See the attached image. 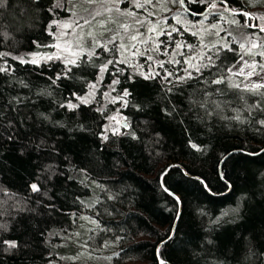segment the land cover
Listing matches in <instances>:
<instances>
[{
	"label": "trees",
	"instance_id": "obj_1",
	"mask_svg": "<svg viewBox=\"0 0 264 264\" xmlns=\"http://www.w3.org/2000/svg\"><path fill=\"white\" fill-rule=\"evenodd\" d=\"M102 1L59 0L63 7L54 14L47 9L58 0H41L39 10L30 0H8L0 9V53H8L0 56V67L8 68L0 72V224L5 225L0 241L20 245L0 251V264H264V126L259 123L264 87L246 86L243 75L233 70L241 41L254 28L245 23L250 18L232 11L250 12L260 1L153 0L166 11L165 20L155 51L140 71L119 58L113 45L107 46L112 51L96 46L80 52L72 78L55 83L65 67L62 59L39 64L13 59L53 48L59 22L89 20L103 12L102 6L93 9ZM212 2L221 9H206ZM138 5L150 8L143 0H119L120 11L113 13L132 12L138 18L134 30L143 35L154 15L139 14ZM176 8L189 20L207 15L216 21L221 13L237 23L228 28L226 43L205 42L173 20ZM128 18L123 21L135 22ZM53 20L57 23L48 28ZM207 55L215 66L202 69V78L193 71L196 79L175 80L186 75L185 60L199 66L207 63L202 59ZM109 60L123 63L108 65L101 78L99 69ZM149 70L160 76L144 80L142 73ZM168 71L174 74L172 84L164 79ZM221 77L222 84L208 83ZM117 78L121 83L112 91ZM97 79L89 103L71 96L86 95L88 83ZM21 80L29 87L22 88ZM125 88L131 92L128 107L101 98L104 89L117 97ZM16 95L32 100L17 105ZM69 100L80 107L69 110ZM165 108L172 115H165ZM113 111L129 127L120 124L121 134L109 131L104 141L107 115ZM41 141L37 150L34 145ZM197 177L214 194L206 193ZM33 183L40 193L32 192ZM237 208L239 213L233 212ZM216 217H221L219 224L212 223Z\"/></svg>",
	"mask_w": 264,
	"mask_h": 264
},
{
	"label": "rangeland",
	"instance_id": "obj_2",
	"mask_svg": "<svg viewBox=\"0 0 264 264\" xmlns=\"http://www.w3.org/2000/svg\"><path fill=\"white\" fill-rule=\"evenodd\" d=\"M143 1L147 4L149 3L150 8L143 6L141 10H138L139 14L149 11L148 13H153L154 15L146 21L143 35L134 30L136 29V21H138V18L134 14H130L132 12H123L124 17L113 13V11H120L119 0H103L101 5H95L97 7L93 8L98 9L102 6L101 9H103V12L95 14L89 20L77 21L76 18L59 22L54 35L53 48L36 51L31 54L25 52L17 55L25 59L36 58L38 60H45V56L55 54L60 57L75 59L80 52L92 50L97 44L111 46L112 44H109L108 41L115 37V47L119 58L129 63L135 70L140 71L139 66L141 63L147 62L148 58L155 51L157 46L156 36L162 27V22L165 20L162 14L166 13V11L156 7V4H153V0H150V2L149 0ZM162 1L167 2V0ZM249 1L253 2L256 0ZM257 1H260L259 5L257 7H250L249 11L254 16V25L264 28V3L262 2L263 0ZM86 7L81 6L79 10H84ZM153 8L157 9V13H154ZM220 9L219 4H213L210 10L218 11ZM171 11L175 12L172 16L173 20L181 23L185 28L196 32L203 41L210 43H226L228 28L237 23L234 18L221 13L219 14L218 20L208 21L207 15L199 19L189 20L182 15L181 11L177 13V8ZM126 16H129L128 21L135 22L125 23L123 20L126 19ZM251 22L252 19H249L245 23L250 26ZM261 32H258L254 28L244 35V39L240 44L243 45L241 47V57L233 67L236 73L243 75L246 86L264 85V31ZM132 36H136L137 39L132 40ZM253 44L257 45V47H252ZM140 57H143V59L140 60ZM241 69H243V72H241ZM248 73L252 74L248 75ZM89 92H91V96H87L86 98L90 101L95 98L96 88L89 89ZM101 98L105 101L109 100L113 102L114 97L110 95L108 90L104 89L101 92ZM111 117H115V120H111ZM122 121H124V118L118 112L113 111L107 115L105 126L120 128Z\"/></svg>",
	"mask_w": 264,
	"mask_h": 264
},
{
	"label": "snow or ice",
	"instance_id": "obj_3",
	"mask_svg": "<svg viewBox=\"0 0 264 264\" xmlns=\"http://www.w3.org/2000/svg\"><path fill=\"white\" fill-rule=\"evenodd\" d=\"M149 2H150V0H149ZM183 2H184V0H181V3H183ZM7 5H8V0H0V9L5 8ZM30 5L34 6L35 9H37V10H39L40 8L43 7V5L41 3V0H30ZM138 6L139 7H143V5H138ZM61 7H63V5L61 3H59V0H58V2L56 4H53L51 7H49L47 9V12L51 13V14H54L56 9L57 8H61ZM56 23H57V21L53 20L51 23L48 24V28H51ZM261 31H264V28H262ZM167 35H168L169 39L171 40L172 39V34L171 33H167ZM115 39L116 38L113 37L111 40L108 41V43L112 44L113 47H115ZM136 39H137L136 36H132V40H136ZM160 43H161V45H163L164 41H161ZM37 47H46V46L38 44ZM97 47L104 48L105 51H112V49H109L107 47V45H105V44H97ZM180 47H182L181 44H179V43L176 44V48L177 49H179ZM188 47H191V45H188ZM241 47H243V45H241ZM252 47H257V45L253 44ZM213 48H216V45H213ZM227 50L231 51V49H227ZM7 55H8V53H0V56H7ZM37 55H39V54H37ZM180 55H184V53H180ZM217 55H218V53H217ZM13 59H18L21 64H39V60L36 59V58L28 60V59H25L23 57H13ZM44 59L45 60L62 59L63 62H64L65 67L61 70V72L57 73V75L55 77V80H53V83H55L56 81L61 80V79H71L72 78L69 74L72 72V67L77 64V61L75 59H72L70 57H60V56H57L55 54L47 55V56L44 57ZM89 59H91V55L89 56ZM149 59H151V57H149ZM202 59H206L207 63H201L199 66H194L190 62V59L185 60V63L188 65V67L184 69V72L186 73V75L175 76V80L180 82V83H183V82H185L187 80L196 79V77L193 75V71H195L196 73H199L200 77L202 78L203 77L202 69H211L212 67L215 66L214 63H213V56L212 55H207L206 57H202ZM114 63H123V61H121V60H116V61L109 60L107 62V64L102 65L100 67V69H99L101 78H102L103 73L108 70V65H111V64H114ZM174 63L179 64L180 61H174ZM159 66L161 68H163L164 64L161 62L159 64ZM190 69H192V70H190ZM119 71L122 73L123 70L121 69ZM229 71H231V69H229ZM0 72L7 73L8 72V68L0 67ZM241 72H243V69H241ZM251 74L252 73H248V75H251ZM142 75H143V79L144 80H152V79H156L157 77H159L160 73L159 72H154L152 70H149L148 72L142 73ZM173 76H174V74L171 71H168L166 73V75L164 76V79L169 84H172V80L169 79V78L173 77ZM129 79H131V78H129ZM224 82H225V80H224L223 77L208 81V83L216 84V85L222 84ZM97 83H99V79H97V81L95 83H88V88L89 89H95ZM120 83H121V81H120L119 78L114 79L112 81V85H110V87H112V91H116L115 87H113V86L117 85V84H120ZM19 84H20V86L22 88H28L29 87V85L27 83H25L23 80L19 81ZM236 87H239V86L237 85ZM260 87H264V85H253V89L260 88ZM171 91H172V88L171 87L168 88V92H171ZM41 94H43V93H41ZM105 95H107V93H105ZM130 95H131V92L129 91V89L125 88L123 90V94L119 95L117 97H114L113 101L119 100V101L122 102V106L123 107H128L129 106V101H128L127 97H129ZM71 96H73L77 100H79L81 102V104H87V103H89V100L86 97L87 96H91V92L87 93L86 96H80L76 92H71ZM31 100H32L31 97H21L19 95H16V96L13 97V101H15V103L17 105H19L21 103H25L26 101H31ZM32 102L35 103V101H32ZM11 103H12V101H9V104H11ZM66 106H67V108L69 110H74V109H77L78 107H80V105L73 103L71 100L68 101ZM132 106L136 107L138 111L141 110V107H142V106H139V105H132ZM60 107H65V105L61 104ZM257 107H259V104H257ZM164 112H165V115H172V112L169 111L167 108L164 109ZM41 115H43V114H41ZM44 118L47 119V117H44ZM110 119L111 120H115V117H111ZM236 119H239V116H237ZM259 123L262 126H264V120H260ZM121 127H124V128H128L129 127L126 118L124 120V123L121 124ZM82 128H83V126H82ZM109 131H111L112 135H120L121 134L119 127L112 128V127L106 125L105 126V132H104V134H102V140L107 141L109 139V136L107 134ZM125 134L126 135H132V137L134 139L136 138L134 133H125ZM12 138L13 137L11 135L8 136L9 140H11ZM43 143L44 142L41 141L39 144L34 145V147L37 150H39ZM189 146L191 148L197 150V151L200 150L199 146L197 144H195V143H191L190 142ZM22 151H23V149H22ZM49 179H51V177H49ZM196 179L201 184V186L206 191V193L214 194V193H212L211 186L206 182L205 179H203L201 177H197ZM221 179H224L222 174H221ZM30 187H31L32 192H35V193H40L41 192V188H40V186L37 183L31 184ZM165 191H168V189L165 188ZM170 194L174 195V193H170ZM176 199L178 200L179 198L177 197ZM46 207H49V209L51 210L52 208H54V205H46ZM233 212L239 213V208L233 209ZM222 215H227V214L225 213V214H222ZM220 222H221V217H216L212 221V223H214V224H219ZM2 228H5V225L0 224V229H2ZM173 231H174V229H173ZM171 238H172L171 235H169V239H171ZM212 242H213L212 240H208L209 244H211ZM19 246L20 245H19L18 241H16V240H3V241H0V251H3V252H11L14 249H18ZM161 264H164V261H161Z\"/></svg>",
	"mask_w": 264,
	"mask_h": 264
},
{
	"label": "water",
	"instance_id": "obj_4",
	"mask_svg": "<svg viewBox=\"0 0 264 264\" xmlns=\"http://www.w3.org/2000/svg\"><path fill=\"white\" fill-rule=\"evenodd\" d=\"M213 4H214V2L210 3V4L206 7V9L210 8ZM232 11H233V13H235V14H244L245 17H246L247 19H249V18L252 19V22H251L250 27L255 28V29H257V30H261V29L263 28V27H261V26L254 25V16H253L250 12H248V11H246V10H232ZM123 123H124V121L121 122V124H123ZM162 175H163V174H162ZM167 192H168V193H172L170 190H168Z\"/></svg>",
	"mask_w": 264,
	"mask_h": 264
}]
</instances>
